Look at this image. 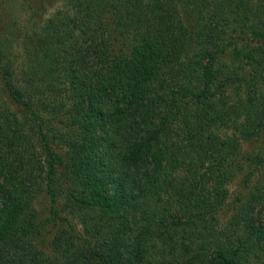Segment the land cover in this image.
Masks as SVG:
<instances>
[{
    "label": "trees",
    "instance_id": "1",
    "mask_svg": "<svg viewBox=\"0 0 264 264\" xmlns=\"http://www.w3.org/2000/svg\"><path fill=\"white\" fill-rule=\"evenodd\" d=\"M32 28L23 62L0 34V264H264V0Z\"/></svg>",
    "mask_w": 264,
    "mask_h": 264
},
{
    "label": "rangeland",
    "instance_id": "2",
    "mask_svg": "<svg viewBox=\"0 0 264 264\" xmlns=\"http://www.w3.org/2000/svg\"><path fill=\"white\" fill-rule=\"evenodd\" d=\"M62 6L63 0H0V34L17 62L25 59L24 41L34 43L37 39L33 25L44 22Z\"/></svg>",
    "mask_w": 264,
    "mask_h": 264
}]
</instances>
